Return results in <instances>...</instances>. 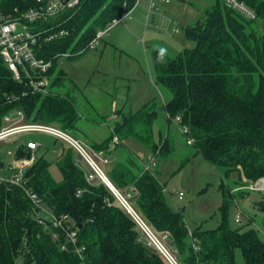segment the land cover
Here are the masks:
<instances>
[{
    "label": "trees",
    "instance_id": "1",
    "mask_svg": "<svg viewBox=\"0 0 264 264\" xmlns=\"http://www.w3.org/2000/svg\"><path fill=\"white\" fill-rule=\"evenodd\" d=\"M239 1L254 12L253 18L228 7L224 0H213L201 20L183 28L185 37L195 43L192 48L169 57L158 49L150 51L156 84L170 93L163 106L168 128L176 125L179 117L177 126L186 129L185 141L192 140L191 154L202 156L220 171L223 203L216 225L190 230L182 212L168 205L161 174L145 170L124 144H116L122 154L108 172L117 189L132 186L127 203L155 235L166 234L181 264H236V250L244 264H264L260 232H264V193L255 191L257 198L251 205L259 215L248 216L245 226L230 227L227 215L235 194L239 200L250 196L254 191L247 186L264 178V0ZM134 2L81 0L70 16L56 19L55 24H61L68 34L45 41L48 31L41 36L38 49V56L52 60L48 94H23L28 90L26 83L14 80L0 57V127L3 116L16 108L24 111L27 121L63 130L72 127L78 110L73 99L55 88L67 80L57 70L56 60L64 53L70 57L75 51H86L96 31L119 19ZM31 6L33 0H0V14H14ZM7 96L14 99L8 102ZM158 113L155 101L136 112H121L112 135L102 143H93L91 150L105 154L115 137L120 141L131 138L168 158L175 152L173 140L153 138L152 125ZM29 153L30 148L20 143L15 157ZM75 156L69 147L55 161L61 180L53 178L51 161L44 155H38L25 169L24 177L27 190L40 198L43 207L57 216L70 217L84 247L82 258L60 248L63 237H53L58 228L50 223L43 226L32 218L35 208L21 187L1 183L0 264H169L148 243L111 190L102 182L88 180L91 171L79 165ZM188 160L189 155L180 165Z\"/></svg>",
    "mask_w": 264,
    "mask_h": 264
},
{
    "label": "rangeland",
    "instance_id": "2",
    "mask_svg": "<svg viewBox=\"0 0 264 264\" xmlns=\"http://www.w3.org/2000/svg\"><path fill=\"white\" fill-rule=\"evenodd\" d=\"M212 2L213 0H169L167 3H157L158 13H152L151 16L146 17L147 0H140L129 17L127 16L124 22L121 21L116 24L103 38L107 43H105L106 48L102 52V56L100 52L101 44L97 45L95 49L88 48L84 52L75 51L70 57L61 56L55 63L64 69L72 80L79 85H84L89 81L97 96H100L99 91L103 85H112L109 79L112 80L114 77L116 86L120 88L118 100L127 102L133 110H136L148 98H156L157 101L163 103L166 99H169L170 93L166 88L155 85V71L151 63L150 51L158 49L169 57L185 48H192L195 43L185 37L183 28L192 25L197 20H201L203 12ZM159 13L163 14V18L160 17ZM144 31L148 36H143ZM111 44H114V46ZM103 104L106 105L105 97ZM111 121L113 123L112 119ZM155 128L157 134H161L163 137L168 135L170 139L174 134L176 137L177 133L176 147L179 150L182 149L185 139L184 131L175 124L168 128L164 112L155 121ZM27 139L33 142L38 141L41 146L51 152L47 156L51 161V175L54 179L61 180V172L54 160L57 158L55 152L60 149L59 147L62 144H56L53 137L42 134V132L16 134L0 141L1 172H5L4 167L12 163L15 145ZM185 147L192 150L190 145ZM52 149L55 151H52ZM91 155L96 162H103L104 160L101 157ZM181 159V155L175 153L169 161L161 163L164 180L166 181L164 189L166 201L171 208L182 212L183 219L190 230L200 226L211 227L220 219V209L223 203V194L220 189V171L200 155L190 154L189 160L183 166L180 165ZM15 161L17 162V160ZM78 162L82 166L79 158ZM85 163L89 166L87 162ZM90 171L92 170L90 169ZM236 189L234 188L235 193H237ZM180 193L183 194L182 200H171V194L178 199L177 196ZM257 194L255 191L251 192L250 196L240 200L238 194H235L236 198L230 202L227 212L230 227L245 226L248 216L258 214L251 205L252 200L257 198ZM44 209L47 208L44 207ZM238 215L241 217V222L236 221ZM257 217L256 220L258 221ZM138 227L141 229L139 225ZM141 231L148 243L154 247L145 232L142 229ZM260 232L264 236V232ZM156 237L177 259L175 252L172 251L169 245L166 234L157 233ZM235 258L236 264H244L239 250L235 251Z\"/></svg>",
    "mask_w": 264,
    "mask_h": 264
},
{
    "label": "built area",
    "instance_id": "3",
    "mask_svg": "<svg viewBox=\"0 0 264 264\" xmlns=\"http://www.w3.org/2000/svg\"><path fill=\"white\" fill-rule=\"evenodd\" d=\"M168 1L148 0V13H157L159 11L157 3H167ZM139 2L140 0H135L133 7L128 12L123 14L119 19L112 20L105 27L98 29L95 36L89 42L88 48H95L116 24L130 15L134 8L138 6ZM224 2L228 7L237 10L247 18H253L255 16L254 12L239 0H224ZM80 3L81 0H33V6L26 10L21 12L15 11L14 14H0V57L10 70L12 78L16 81L26 83L28 90L23 94L28 93V91L33 94H48L50 92L49 86L51 81L49 70L52 66V60L38 56V49L41 46V36L51 31L49 37L44 38L46 41L54 37V35H67L68 31L65 28H60L59 26L61 24H55V21L62 15L69 14L70 16L79 7ZM40 23H42V28H38ZM58 27V30H53ZM63 55L66 56L67 53ZM13 99V96L6 97L8 102ZM179 121L180 118L177 117L175 119L176 125L179 124ZM183 131L186 133V129L183 128ZM29 132L48 133L74 147L92 170V173L87 175L88 180H92L94 175L103 180L168 263L181 264L130 207L127 201L114 188L110 187L111 184L105 179L101 169L89 154L88 150L84 148V145L70 137L65 131L53 125L27 121L24 111L21 108L13 109L3 116L0 127V141H4L16 134H26ZM191 141L188 140V143L190 144ZM37 146L38 144L32 141H27L26 143V147L30 148V151H33ZM35 159L36 156L33 153L18 159L17 165H10V171L7 175L0 172V184L5 183L7 185L21 187L35 208L32 218L43 226L47 227L48 223H50L52 226L58 228L59 233L54 232L53 237L55 239H61L60 235L63 237L60 248L64 251H72L78 257L82 258L84 247L78 242V231L72 224L70 217L67 214L57 216L47 209H44L40 198L26 188L24 172ZM153 163L154 159L151 158L150 164ZM146 168L148 169L149 165ZM251 187L262 189L263 184H255V186ZM177 197L181 200L183 194L180 193ZM236 221L241 222L240 215L236 217Z\"/></svg>",
    "mask_w": 264,
    "mask_h": 264
},
{
    "label": "crops",
    "instance_id": "4",
    "mask_svg": "<svg viewBox=\"0 0 264 264\" xmlns=\"http://www.w3.org/2000/svg\"><path fill=\"white\" fill-rule=\"evenodd\" d=\"M147 3H148V0H147ZM147 3H146V10H147ZM146 12H147L146 17L151 16L150 14H152V13L149 14L148 10ZM160 17L163 18V14H160ZM124 20H123V22H124ZM142 34L144 37H146V35H147L145 31ZM118 35H120V33H118ZM105 43H107V42H105L104 39H102L100 41V43L98 44V45L102 44V47H100L101 56H102V52L106 48ZM111 45L114 46V44H111ZM151 63H152V61H151ZM152 66H153V64H152ZM56 68L58 71L61 70L65 74L67 80L64 82L63 86L57 85L55 88L57 91L60 92V94L65 95V96H69L71 99L74 100L73 102L76 104V108L78 110L79 116L76 119L75 124L68 129L63 130V129L59 128L58 126H55V127L59 128L62 131H65L70 137H72L76 141H79V143L84 145V147L89 150L88 151L89 154L91 153L98 158L101 157L104 159L103 162H100V161H97V162L95 161V162L97 163V165L101 169L105 179L111 184V186L114 188V190H116L118 192V194L121 197H123L125 200L127 197L131 196L132 191H133L132 186L122 188L119 190L113 185L112 181L109 178V174H108L113 163L116 161V159L120 158L119 156H121V154H122V150H120L119 148H115L116 144L120 143V144L126 145L137 156L138 161H140L143 164V167L145 170H150L152 172L158 171L161 174L159 176L161 181H165L164 180V171L162 170V165H161L162 162L169 161V159L175 153H179L182 158H185L187 155L190 156L191 150L186 148L185 146H188L191 144H188L185 141V139H184L183 147L181 150H179L178 147H176L177 144L175 143V139L177 142V133H176V137L174 134L171 138L173 140V144L175 145V150H174L175 152L173 154H171L168 158L160 157L158 153L157 154L153 153L151 150L142 146L141 144H139L138 142H136L135 140H133L131 138L120 141L115 136H114L115 139H114V141H112V144L109 146L107 153L104 154L103 151L99 152V153L93 152V150H91L92 149L91 146L93 143H102L104 140H106L108 137H110L112 135V133L115 129L116 123L118 121H120V117H121L120 113L121 112H125V113L128 111L129 112H136V111L140 110L143 106H145L147 103L149 104V103L155 101L156 104L158 105V109H159L158 116L163 112L166 115L163 106L165 105V103L167 102L168 99H166L163 103H160L159 101L156 100V98H148L142 104H140L136 110H133L130 106H128L127 102H125V101L122 102V101L118 100V93L120 91V88H119V86H116V79H114V77L112 80L109 79V82L112 83V85L111 84L103 85L99 91L100 96H97L95 94V92L92 90V86H91L89 81H87L84 85L80 84L81 85L80 86L78 83H76L74 80H72V78L67 74V72L64 69H62L59 65H57ZM50 81H52V78H50ZM155 85H157L156 82H155ZM143 89H144V87H143ZM104 97L106 98V105L103 104ZM158 116H157V118H158ZM111 119L113 120V123H111L112 122ZM166 120H167V118H166ZM155 129L156 128H155V122H154L152 125L154 141H158L159 138L163 139L165 137H169L168 135L163 137L161 134H157ZM44 134H48V133H44ZM48 136L53 137L56 144L57 143L62 144V146L60 145V147H59L60 149L58 148L59 150L57 152H55L56 153L55 156L57 157L56 160L59 158V156L67 148L71 147L76 154V156H75L76 161L78 162V158H79V161L81 162L82 166L87 171H88V169L90 170V167L85 163L84 159H82L81 155L76 151V149L74 147H72L70 144L66 143L62 139L55 137L54 135L48 134ZM27 141H30V140H28V139L23 140L22 143H24V145H26ZM35 143H37L38 146L33 151H30L29 155L31 153H33L36 157L38 155H44V157L47 158V156L51 152L49 150L45 149L43 146H41V144H39L38 141H36ZM16 148H17V145H15L14 153L12 156L13 157L12 163L9 164L8 166L4 167L5 172H1V169H0V172L4 175H7L9 173L10 165H17L18 161L16 162L15 160L26 157V156H22L20 158H16L15 157ZM52 151H55V150L52 149ZM151 158L154 159L153 164H150ZM93 159H94V157H93ZM56 160H54L55 164H56V162H55ZM148 165H149V168L147 169L146 167ZM163 168H164V164H163ZM90 173H92V171ZM91 181L96 182V183L102 182L109 188V186L103 180H101L99 177H97L95 175ZM257 181L253 184L248 185L247 188L252 190V191H259L261 193H264V178H261L260 180H257ZM260 183L263 184L262 189H257V188L251 187V186H255V184L259 185ZM171 197H172V199H171L172 201L179 200V199H176L172 194H171ZM216 223H214L211 227L215 226Z\"/></svg>",
    "mask_w": 264,
    "mask_h": 264
},
{
    "label": "water",
    "instance_id": "5",
    "mask_svg": "<svg viewBox=\"0 0 264 264\" xmlns=\"http://www.w3.org/2000/svg\"><path fill=\"white\" fill-rule=\"evenodd\" d=\"M111 188H113L111 185H110ZM184 209V208H183Z\"/></svg>",
    "mask_w": 264,
    "mask_h": 264
}]
</instances>
